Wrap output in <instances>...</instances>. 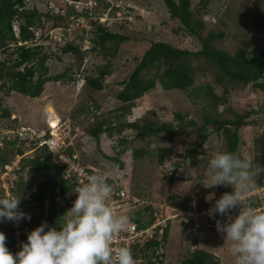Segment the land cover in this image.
<instances>
[{"label":"rangeland","instance_id":"obj_1","mask_svg":"<svg viewBox=\"0 0 264 264\" xmlns=\"http://www.w3.org/2000/svg\"><path fill=\"white\" fill-rule=\"evenodd\" d=\"M24 1L27 9H37V17H40L41 20L34 29L38 39L37 44L44 46L45 52L53 56L48 61V76L54 78L58 75H65V77L63 76V80L59 82L53 80L46 84L44 95L34 99L17 93L7 94V88L3 89L2 81H0V100L11 111L7 122L0 119L1 125L7 123L12 125L11 127H16L18 121L22 120L34 129L47 130L51 117H55L60 126L63 123L61 120L70 119L74 126L79 125L81 130H86L89 125L97 122V118L99 120L109 118L119 107L120 102L116 97L124 87L122 82L128 80L132 75L153 41H163L175 48L191 52L200 51L202 48V44L196 38L188 36L180 22L170 16L161 0H109L111 5L101 4L99 7L96 5L97 0H84L82 4L77 3L76 16L69 20H58L53 14L59 9L66 8L65 0ZM205 1L193 0L192 10L196 14L199 13L197 14L198 19L201 17V12L204 15L202 16L205 23L204 37H207L211 32L217 35L224 34L222 38L213 42L218 50L235 55L238 49L246 47L253 41L255 33L252 22L257 19L258 14L264 15V0H209L206 9H203ZM112 3L121 6L118 10H120L119 15L122 19L131 18L125 30L132 38L121 46L118 55L113 57L109 50L107 53L98 54L90 52L84 54L85 57L73 53H63L62 48L67 43L91 49L88 31H94L95 23L99 21L100 17L108 20V25L115 21L112 20L115 12V5ZM92 6L94 8L91 10ZM50 7H54V9H50ZM71 10H75V8L71 7ZM14 25L18 32V22L15 21ZM111 29L116 30L115 25H112ZM31 45L35 44H29V46ZM15 46L18 45L11 43L5 51H0V61L7 59L9 53L15 50ZM203 64L195 62L194 66L206 68L207 66ZM100 68H107L111 72V75L104 80L103 91H94L87 84H79L87 77H97ZM211 70L209 71L211 72ZM155 71L152 70L150 74L153 75ZM163 71L164 69H161L160 73ZM206 73L204 70L196 71L195 87L205 84L206 80L213 81L212 72L209 73L210 75H206ZM203 77L206 80L202 79ZM9 84L7 80L4 83L8 87ZM249 95H236L235 103L237 102V104L234 106L243 109L242 107L248 105L247 109L250 107L258 109L262 98L257 100L256 96ZM137 103V107L127 113V117L120 122L121 124L125 121L141 123L138 118L141 115L152 117L150 113L154 106L163 107L159 118L165 119H172L175 112L184 115L187 111L191 112L195 108L200 111L202 107L200 100L188 99L178 90L166 91L160 84H157V90L154 93L145 95ZM81 109H84V112L78 113ZM165 112L167 113L165 114ZM253 117L256 119V123L241 133L246 145L240 146L239 154L241 156L242 152L244 156L246 155L245 159L250 162L252 171L251 180L248 182L251 187L245 195V201L249 198L250 200L246 205L252 204L254 205V207L251 205L252 208L264 211V172L260 166V146L256 144V139L260 138L263 131L264 120H261L262 118L260 119L259 116ZM13 118L17 119L14 123ZM159 118L154 120L159 121ZM45 120H48V125ZM1 135L0 132V137ZM85 137H78L75 141L78 152H87L93 144L86 143ZM137 137L139 134L136 131L126 129L123 134L115 135L112 139L114 144H112L113 150L109 154L110 158L106 156L100 162H96V149H94V153L85 159L97 165L101 164V167L104 164L107 165L108 168L104 172L109 174V179H115L117 180L115 182L127 185L133 193L149 197L158 205H170L167 212L175 209L173 216L177 219L169 225V238L163 247L165 254L163 264H185L187 257L190 258L196 251L211 253L215 262L219 264H235V259L230 251L231 244L225 245L222 235L216 228V220L223 219L226 222V218L217 214L214 220L205 214L212 206L205 200L210 192H215L216 198L219 199L223 193L234 191L231 186L210 187L209 160L215 152L225 151L222 139L212 135L205 145V153L202 152L203 149L190 153L188 145L194 139L180 137L175 144H170L161 142V139H155L153 142L151 139L141 141ZM184 141L185 145H182ZM133 146L137 149H147L154 155L159 148L163 147H168L171 151L165 156L163 164L158 165L156 159L155 163L145 159L134 161L132 159ZM17 149H21L30 159L37 155L32 154V149H29L32 151H28L24 143L18 140H12L10 143L0 140V154H5L12 163L17 164L14 169L6 170L5 182L13 179L18 185L21 182L25 183L27 188L21 186L23 190L20 189L21 192H19L22 198L28 195L32 191V187L42 179L38 180L37 177L28 176V167L23 169L22 162H18ZM120 151L124 154L121 155ZM20 159L22 161L23 158ZM166 160L169 161L167 164H165ZM260 180L263 184H258ZM2 185L0 180V189H2ZM0 193L3 191L0 190ZM0 197L3 196L0 195ZM20 206H22L21 203ZM32 206L34 208V204ZM26 207L28 208L26 213H32L33 209L30 208V205ZM184 228L187 229L185 233H183Z\"/></svg>","mask_w":264,"mask_h":264},{"label":"trees","instance_id":"obj_2","mask_svg":"<svg viewBox=\"0 0 264 264\" xmlns=\"http://www.w3.org/2000/svg\"><path fill=\"white\" fill-rule=\"evenodd\" d=\"M161 1L166 6L170 16L180 22L187 35L196 38L202 44L201 50L191 52L175 48L163 41H153L132 75L128 80L122 82L124 87L116 97L120 102L119 107L109 118H104V120L97 118V122L89 125L86 130L80 129L86 136V143L91 142L92 145L98 146L101 150L105 148L113 149L112 139H114V136L123 134L126 129H131L139 134L137 138L141 141L151 139L153 142L155 139H161V142L175 144L180 137L194 139L189 143L188 151L193 153L203 149L202 152L205 153V145L212 135H216L222 139L225 151L240 156V146L246 145V141H244L241 134L242 131L256 123L253 116H259L260 119L262 118L261 120H264V15L258 14L257 19L252 22L255 33L253 41L246 47L238 49L235 55H231L218 50L213 45L215 40L224 36L223 33L217 35L211 32L207 37H204L205 23L202 17L204 15L201 12L200 19L197 18L199 13L196 14L192 10L193 0ZM207 2L209 0L203 2V9H206ZM65 4L67 9L55 11L58 20H69L76 16L77 5L70 4L66 0ZM71 7H74L75 10H71ZM37 12L36 8H33V10L27 9L24 0H0V51H5L11 43L18 45L19 42H31L36 39L33 29L41 21L40 17H37ZM15 21L19 24V37L16 36L14 30L13 24ZM127 24V21L117 24L116 30L118 31H116L96 22L94 31H88L89 41L92 45L90 52L98 54L101 52L107 53L109 50L111 55L116 57L121 46L132 38L125 30ZM62 52L66 54L73 53L82 57H85L84 54L90 53H83L81 45L71 43L62 48ZM51 57L53 56L45 52L44 47L41 45L15 46V50L9 53L8 58L0 61L2 88L5 90L7 88V94L15 91L31 98L40 97L47 83L53 80L59 82L63 80V76L65 77V75H58L54 78L48 76V61L51 60ZM195 62L200 65L204 63L203 65L207 67L196 68L194 66ZM161 69H164L163 73H160ZM152 70H156L153 75L150 74ZM197 70H200V72L204 70L207 72L206 75L212 72L213 81H207L203 77L202 79H205L206 83L200 87H195V73ZM110 75L111 72L107 68H100L97 77H87L85 79L86 84L94 91H103L104 80ZM6 80L10 83L9 87L4 85ZM157 84H160L166 91L178 90L185 94L188 99L200 100L201 110L198 111L195 108L191 112L187 111L184 115L175 112L172 119H165L159 118L163 107L154 106L152 113H150L152 117H142L140 119L141 123L138 124H129L127 121L121 124L120 122L127 117V113L132 108L137 107L139 99L157 90ZM238 94H250L249 96H256L257 100L261 97L260 107L252 109L249 105L250 108L247 109L248 105H246V107H242L243 109L236 108L234 106L237 104V102L235 103V97ZM155 101L157 102V100ZM3 106L4 103L0 100V119L7 122L11 116V111ZM82 112H84V109L78 111V113ZM188 117L190 118L188 119ZM158 118L159 121L154 120ZM11 126L7 123L0 124L2 134L0 140L2 142L9 143L7 136H4V131L16 129V127ZM75 126L73 128H76ZM256 144L260 146V166L264 172V128L260 138L256 139ZM182 145H185V141L182 142ZM135 148L132 151L134 161L145 159L153 162L156 159L158 165L163 164L165 156L171 151L170 148L163 147L159 148L156 155H154L147 149ZM16 152L18 155H24L21 149H17ZM69 152L72 153L73 151L69 150ZM34 153L37 156L31 159L29 157L23 158L21 166L23 169L28 167V176L37 177L38 180L41 178L42 181H38L32 187V191L25 197L21 198L19 193L23 190L21 186L27 188L23 182L19 185L17 183L18 186L14 193L18 199H21L22 206L30 205V208L33 209L31 215L38 214L36 227L40 226L39 223L45 217L46 211L49 212L47 222L53 226L54 220H58L72 207L70 202L74 196L73 190L76 187V182L65 178L63 174L65 166L59 165L55 156L50 155L46 148L36 150ZM120 154L122 155L124 152L120 151ZM245 156L241 152L240 157L245 159ZM10 162L11 160L5 154H0L1 167H5ZM258 184H263L262 180ZM136 194L142 196L140 193ZM251 205L245 206L251 207ZM147 210L150 211V208ZM133 220L137 221L140 228L145 227L136 216L133 217ZM152 222L153 217L149 215L147 223L151 224ZM185 231H187L186 228L183 229V233ZM0 232H3L6 236V247L11 253L14 252L17 241L11 234L12 229L3 227L0 224ZM155 237L156 239L148 241L145 248L140 252L143 255L144 252L151 251V255L144 256L149 264H154L151 263V256H155L156 249L166 245L169 238V229H165L161 239H159L158 233ZM22 241L27 242V238H23ZM132 253L134 258H138L137 248H134ZM184 263L219 264L215 262L212 254L206 251H196L190 258L187 257Z\"/></svg>","mask_w":264,"mask_h":264},{"label":"clouds","instance_id":"obj_3","mask_svg":"<svg viewBox=\"0 0 264 264\" xmlns=\"http://www.w3.org/2000/svg\"><path fill=\"white\" fill-rule=\"evenodd\" d=\"M66 1L76 5L84 2V0H80V2ZM100 4L111 5L109 0H97L96 5L99 7ZM114 5L115 12L112 20L115 21H113L112 24L108 25V20H105L103 17H100L99 21H97L110 29L112 25L116 27L117 24H121V21L122 23L124 21H131L130 17L122 19L119 15L120 10H118L121 6L117 5V3ZM92 8L93 6L90 7V9ZM50 9H54V7H50ZM53 14L58 16L55 12ZM13 26L15 32L19 35V30L17 32L14 24ZM17 34L16 36H18ZM37 40L36 37V39L31 42H19L18 46H29V44L38 45ZM91 49L83 48L82 46V51L84 52H90ZM79 84H86V80L83 79L82 83ZM11 93L22 95L15 91ZM43 95L44 94L41 96ZM22 96L28 97L25 95ZM29 98L34 99L31 97ZM142 117L143 115H141L138 120ZM12 120L17 121L16 118ZM59 120L61 119L59 118ZM45 122L47 125L49 124L48 120H45ZM61 122H63L62 125L60 126L59 123L57 128L62 129L64 127L67 128V126L73 128L74 126L69 119L66 121L61 120ZM128 123L138 124V121H130ZM17 124L18 126H16V129L21 125H27L25 121L22 120L18 121ZM51 130L52 128L48 125L45 131L49 134ZM78 137H85V134L78 135L76 139ZM75 141L73 146L69 147L67 151L70 156L77 155L79 159L85 160V162L88 161L85 158L92 155L94 149H96L98 162L106 156L110 158V151L113 150L108 148L101 150L98 146L92 145L87 152L82 153L76 150ZM10 142L11 141H9V143ZM25 146L28 148V151L33 150V147ZM69 150L73 152L71 153ZM35 151L36 150H34L33 153ZM18 156H22V158L28 157L25 153L24 155ZM168 162L169 161L166 160L165 164ZM10 165H12V162L6 166ZM104 165L102 166L103 169L101 164L96 165L103 174L89 175L85 183L79 184L74 188L73 193L76 194L77 198L72 207L57 220L56 225L52 226L49 225L47 221H44L40 226L27 234V242L22 241L20 243V250L15 254L11 253L6 247V236L3 232H0V264H149L144 256L151 255V251L148 253L144 252L143 255L140 253L145 246L142 249L135 247L138 250L139 256L138 258H134L132 250L129 247L114 244L117 234L126 231L130 221L126 206L117 208L111 203L110 197L113 193V186L110 184L114 183L125 186L134 197L144 202L143 209L134 215L141 220L144 226L148 224L147 219L149 215H152L154 222L156 219L155 212L173 215L175 209L174 211L167 212L170 205H158L149 197L136 195L127 185L121 182V184L115 182L117 181L115 179H109V174L104 172L108 167L107 165L104 167ZM209 168L211 170L210 187L221 185L231 186L234 191L232 193H223L219 199L216 198L215 192H210L205 197V200L212 206L205 214L214 220L217 214L226 218V222L223 219L216 220V228L222 235L225 245L231 244L230 251L235 259V264H264V211L245 206L250 199L245 201L246 192L251 187L248 183L252 177L250 162L242 159L236 153L217 151L209 160ZM1 169L5 170V167H1ZM1 173L2 171H0V174ZM14 184L17 188V184L15 182ZM73 200L74 196L72 201ZM20 203L21 199L16 198L15 195L13 198H0V222L7 221L19 224L20 221L25 219L31 221L32 217L20 209ZM148 208H150V211L147 210ZM163 208H165V210H163ZM237 212L238 214H235ZM176 219L177 218H172L168 220L165 227L159 226L155 231V236L158 233L159 239H161L165 229H169L170 223ZM135 222L137 223V221ZM185 223L187 222L185 221ZM160 230H163L162 236L160 235ZM155 236L152 240L156 239ZM151 258V263L163 264V259H165L163 247L161 246L156 249L155 256H151Z\"/></svg>","mask_w":264,"mask_h":264},{"label":"built area","instance_id":"obj_4","mask_svg":"<svg viewBox=\"0 0 264 264\" xmlns=\"http://www.w3.org/2000/svg\"><path fill=\"white\" fill-rule=\"evenodd\" d=\"M80 134H84L80 131V128L76 127L73 129L69 126L62 129H52L49 134L45 130L38 131L28 125H21L17 129L4 131V136H7L8 141L18 140L29 147H33V151L46 148L50 155L52 154L56 156L59 165L65 166L63 171L65 178L74 180L76 182V186L85 183L89 175L103 174V172L96 167L97 164L89 161L85 162V160L79 159L77 155H69L67 151L68 148L73 146L76 137ZM18 158V162L20 163V158H22V156H18ZM96 162H98V160H96ZM16 165V163H12L10 166H5V170H2L0 167V171H2L0 174V180L3 183L2 189L0 190L3 191V197H14L13 191L16 188L14 186L15 184L13 179H10L6 183L4 178L7 175L6 170L8 169L10 171L14 169V166ZM110 185L113 186V193L110 197L111 203L117 208L126 206L130 221L128 229L117 234L114 244L129 247L131 250L135 247L142 249L144 248L146 242L154 238L155 231L159 226L165 227L168 220L175 218V216L168 215V213L159 214L158 212H155V221L150 225L147 224L145 227L140 228L133 220V216L143 209L144 202L141 201V199L134 197L125 186L114 183ZM76 198L77 196L74 193V200L70 203L71 205H73ZM19 207L25 213L28 210L27 207ZM48 214L49 212L46 211L45 217L39 223L40 225L44 221H47ZM29 215L32 217L31 221L26 219L24 221H20L19 224L7 221L0 222L1 225L12 229V234L17 241L16 250L13 254L19 251L20 243L23 238H27V234L36 228L35 224L38 222V214L33 216L29 213ZM56 223L57 220H54L53 226H55ZM159 232L162 236L163 230H160Z\"/></svg>","mask_w":264,"mask_h":264},{"label":"bare ground","instance_id":"obj_5","mask_svg":"<svg viewBox=\"0 0 264 264\" xmlns=\"http://www.w3.org/2000/svg\"><path fill=\"white\" fill-rule=\"evenodd\" d=\"M58 122H59V121L57 120V118H55V117H51V119H50V127H51L52 129H56V128L58 127V125H59Z\"/></svg>","mask_w":264,"mask_h":264},{"label":"water","instance_id":"obj_6","mask_svg":"<svg viewBox=\"0 0 264 264\" xmlns=\"http://www.w3.org/2000/svg\"><path fill=\"white\" fill-rule=\"evenodd\" d=\"M70 1H73V2H80V0H70Z\"/></svg>","mask_w":264,"mask_h":264},{"label":"crops","instance_id":"obj_7","mask_svg":"<svg viewBox=\"0 0 264 264\" xmlns=\"http://www.w3.org/2000/svg\"><path fill=\"white\" fill-rule=\"evenodd\" d=\"M244 138V137H243ZM137 264H140V263H137Z\"/></svg>","mask_w":264,"mask_h":264}]
</instances>
